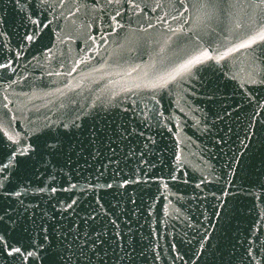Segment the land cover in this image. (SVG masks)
Segmentation results:
<instances>
[{
    "label": "water",
    "instance_id": "1",
    "mask_svg": "<svg viewBox=\"0 0 264 264\" xmlns=\"http://www.w3.org/2000/svg\"><path fill=\"white\" fill-rule=\"evenodd\" d=\"M262 30L259 0H0V264H264Z\"/></svg>",
    "mask_w": 264,
    "mask_h": 264
},
{
    "label": "snow or ice",
    "instance_id": "2",
    "mask_svg": "<svg viewBox=\"0 0 264 264\" xmlns=\"http://www.w3.org/2000/svg\"><path fill=\"white\" fill-rule=\"evenodd\" d=\"M178 2L180 4H183L184 0H178ZM198 3L201 4V7L211 6L212 0H208L207 4H205V0H198ZM259 3L260 4H264V0H259ZM185 11H187V9H185ZM180 15H182V13H180ZM173 18L174 19H177L178 17H173ZM161 19H163V18H161ZM185 22H187V21H185ZM258 40L264 41V30L260 31L257 36L252 37L246 43H241L239 45V48H247V47H250L251 45L256 44ZM239 48L234 49V51H238ZM161 51H163V49ZM227 54L228 53H225V55H227ZM223 58H224L223 56L219 57V59H223ZM202 59H212V57H210L207 52H203L201 54V56L196 57L194 60H190V61H188L187 64L183 65L181 70L190 68V66H192V65H194L196 63L201 62ZM0 240H2V238H0ZM13 251L19 252L20 249H18V248L17 249H13ZM29 255H31V253H29Z\"/></svg>",
    "mask_w": 264,
    "mask_h": 264
}]
</instances>
